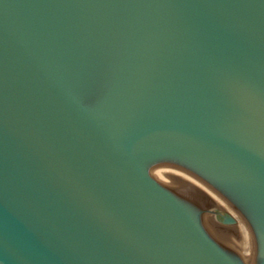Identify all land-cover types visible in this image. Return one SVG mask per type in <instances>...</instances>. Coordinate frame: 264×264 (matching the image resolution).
I'll return each mask as SVG.
<instances>
[{
    "label": "water",
    "instance_id": "95a60500",
    "mask_svg": "<svg viewBox=\"0 0 264 264\" xmlns=\"http://www.w3.org/2000/svg\"><path fill=\"white\" fill-rule=\"evenodd\" d=\"M0 264H264V0H0Z\"/></svg>",
    "mask_w": 264,
    "mask_h": 264
}]
</instances>
